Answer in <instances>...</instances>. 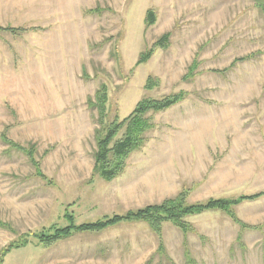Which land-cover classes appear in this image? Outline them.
Returning a JSON list of instances; mask_svg holds the SVG:
<instances>
[{
  "label": "rangeland",
  "instance_id": "374dc122",
  "mask_svg": "<svg viewBox=\"0 0 264 264\" xmlns=\"http://www.w3.org/2000/svg\"><path fill=\"white\" fill-rule=\"evenodd\" d=\"M0 27L16 30L0 31V219L12 227L0 226V249L28 241L2 264H264V196L234 206L256 228L211 210L186 217L187 232L165 222L161 241L142 221L49 246L33 236L67 225L65 213L80 224L181 189L190 203L264 190V15L256 0H0ZM166 32L167 46L137 63ZM193 59L194 76L183 78ZM102 83L107 121L128 116L142 98L185 92L146 114L154 124L147 140L109 182L93 174L98 112L89 100ZM4 130L16 146L2 140ZM170 140L182 153H160ZM28 143L45 179L17 147Z\"/></svg>",
  "mask_w": 264,
  "mask_h": 264
},
{
  "label": "trees",
  "instance_id": "16d2710c",
  "mask_svg": "<svg viewBox=\"0 0 264 264\" xmlns=\"http://www.w3.org/2000/svg\"><path fill=\"white\" fill-rule=\"evenodd\" d=\"M256 2L264 15V0H256ZM154 20L155 15L153 10L148 9L145 17L146 26L153 24ZM3 30L11 32L16 31L15 29L0 27V31ZM169 36L170 33L168 32L162 34L150 47L139 54L137 63L147 61L156 48L166 47ZM249 57L251 56L246 55L241 59ZM235 61L236 60L233 62ZM196 67V60L193 59L183 78L194 76V70ZM229 67L231 66H228L227 68ZM220 72H223V70ZM151 81L152 79L148 77V83L146 84L147 87H151L149 84ZM152 83L153 85L155 84L153 81ZM184 97L185 92L179 91L165 96L162 99L142 98L135 104V107L128 116L117 121H107V87L102 83L96 91L94 99L89 100V105L95 107L98 112V126L95 129L94 136L96 148L93 154V174H97L107 182L119 176L124 170L126 160L130 153L141 149L147 140V132L154 126L151 117L146 116V114L150 111L157 112L167 109L183 100ZM122 129V135L119 138L114 139ZM1 138L5 143L10 144V146L11 144L16 146L6 137L5 130L1 133ZM17 147L27 155L29 161L34 167V174L45 179L46 175H44L41 169L40 161L35 156V145L33 143H28L26 146L18 145ZM187 196L188 190L181 189L174 197L166 198L159 203L147 204L141 208L128 210L123 214L105 215L94 221H87L80 224H75L73 222L72 214L65 213L69 219L67 225L62 227L52 226V232L39 231L33 233V236L37 239V242L40 245L49 246L76 232H97L122 222L142 221L145 222L157 237L160 238L162 225L165 222H171L182 231L187 232L188 230H193V227L191 223L186 220V217L211 210L225 213L232 221L240 225L241 228H256L255 226H250L239 219L234 211V206L244 201H251L264 196V190L251 194H241L236 197L209 198L205 201L195 203L188 202ZM0 226L12 230L10 224L1 219ZM21 236L23 235L18 234L17 238ZM23 239V242H20L18 239H13L0 249V264H2L5 255L10 251L13 249H19L27 244V237H24ZM159 251H163L162 243L159 245Z\"/></svg>",
  "mask_w": 264,
  "mask_h": 264
},
{
  "label": "crops",
  "instance_id": "0c3cea01",
  "mask_svg": "<svg viewBox=\"0 0 264 264\" xmlns=\"http://www.w3.org/2000/svg\"><path fill=\"white\" fill-rule=\"evenodd\" d=\"M172 140L168 141L165 145L164 148H162V150L160 151V153H168V155L172 154V155H178L179 153H182V147L179 146V142L176 143V142H171ZM178 150H180L178 152Z\"/></svg>",
  "mask_w": 264,
  "mask_h": 264
}]
</instances>
